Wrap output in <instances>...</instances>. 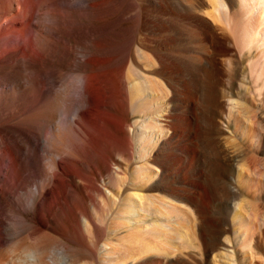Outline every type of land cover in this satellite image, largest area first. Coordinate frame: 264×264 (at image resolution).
Listing matches in <instances>:
<instances>
[{
	"label": "bare ground",
	"instance_id": "1",
	"mask_svg": "<svg viewBox=\"0 0 264 264\" xmlns=\"http://www.w3.org/2000/svg\"><path fill=\"white\" fill-rule=\"evenodd\" d=\"M117 2L0 0V264H212L230 252L226 212L205 216L217 197L183 176L199 133L217 161L223 132L264 148V0ZM258 180L232 238L252 240L264 264Z\"/></svg>",
	"mask_w": 264,
	"mask_h": 264
},
{
	"label": "rangeland",
	"instance_id": "2",
	"mask_svg": "<svg viewBox=\"0 0 264 264\" xmlns=\"http://www.w3.org/2000/svg\"><path fill=\"white\" fill-rule=\"evenodd\" d=\"M117 1L118 0H116V2ZM120 1L121 0H119V2ZM122 1H124V0H122ZM119 2H117V3H119ZM131 2H132V0H131ZM132 11H134V10H132ZM16 13H17V10H15V13L12 12L13 15H15ZM136 17H139V16L136 15ZM136 17L134 16V18L132 19L133 23L139 22V21H137L138 19ZM135 20H136V22H135ZM143 28L144 27H140V28L137 27V30H135V32H136V34L138 36H141L143 34V32H145V30H143ZM181 131H183L185 134L182 133ZM186 132H187L186 130H180V135H182L180 138L182 139V137H183L182 140L184 142L192 141V139H190L191 138L190 133H186ZM187 134H188L189 137H187ZM201 135H202L201 133L197 134L196 137L198 138L197 139L198 142H197V140L194 141L195 144H196L195 148H196L197 152L200 151L199 154H198L200 160L198 158V160H197L198 162L194 161L195 163L194 162L191 163L192 169L193 168L195 169V170L194 169L192 170L194 172V173L192 172V174L194 176L193 175H191L192 177L188 176V177H191V178H188L187 176L186 177L183 176L184 180L186 179V181H188L189 179L191 180L192 178L194 180L195 179H197V180L199 179L198 181H201V182L205 183L206 185L208 184L207 187H208V189L210 188L209 191L217 197V200L215 198L212 201H210L211 203L209 202V204H208V206H209L208 207V212L205 215L206 218L208 216L207 219L210 222L212 221L211 224L214 223L217 220H220V217H222L223 215H226V214H227V217L230 219L229 223L231 224L230 230H229L230 232L228 231L229 232L228 235H227V232L225 233L227 235V237H229L228 239L230 240V242H228V244L226 245V246H228L227 248L230 251V252H228V254L229 253L230 254L229 255L227 254V256H225L227 258L223 257V259H222V257L219 258L217 255L215 256V259H214V256L212 255V259H211V254H209L210 256L208 258L210 259V261L211 260L213 261L212 264H257V262L255 261L256 259L254 260V256H249L248 255L251 252H252L251 254H254V244L252 243L253 241L250 240L247 243H244L242 238H241V239H239V240H237L235 242V240H233V238H232V235L234 234V233L232 234V232H233V228H235V227L238 228L240 226L239 223L242 222V220L245 218L244 215L246 216V214H247V212L249 210L248 209L249 208L248 205L246 206V204H247L246 202H248V203L249 202H253L254 203V198H253V196L250 195V192L251 193L253 192L254 183H255V181L257 182V180H258L257 177L260 178L258 181H260V182L264 181V148L262 147V148H257L256 149V147H251V149H250L248 147L249 148L248 150L246 148L245 149L243 148L244 150H242V148L240 147L241 151H242L241 152L240 150H238L240 148L237 147V141H238L237 135L233 134L231 132H223V133L219 134V136H220L219 137V139H220L219 157H220L221 160L217 161L214 158V156H213L214 153H213V155L211 154L213 151L207 145L206 141H203V143H205L206 145L203 144L200 141V138L202 137ZM204 136L206 137L207 135L203 134L204 140L205 139L207 140V137L205 138ZM184 137H186L188 140L185 141L186 138H184ZM180 138H174L173 140H171V144L173 143L172 146H174V143L182 144V143H180V141L182 142V140ZM203 138H201V140H203ZM171 144H170V150H172L174 148V150H172V152L174 151L173 153L176 154V151H177V154L179 153L178 155H180L182 158H184V155L179 152V149H180L181 145L180 146L176 145V146H174L172 148ZM175 147H176L177 150L175 149ZM237 152H240V153L238 154ZM227 153H228V155H227ZM226 156L232 158L230 165L226 161L222 160L223 157L226 158ZM235 157L237 158V160H236ZM239 157H242V160ZM233 159H235V160H233ZM182 164H179L180 166L177 164L178 166L175 165V167L173 166V168H176V171L178 170L180 172V170L177 169V168H180L182 166ZM238 164H239V166H238ZM254 171H256V172H254ZM178 174L175 173L174 179L180 180V177H181L180 175L178 177H176ZM249 175H251V176L249 177ZM183 177H181V179H183ZM251 177L254 180V183H252L253 181H252ZM57 179H59V176H57V178L55 177V181L53 182L52 186H50L49 189L46 190V192H45L46 196H49L53 192L54 187L57 184L56 181H58ZM248 179H249V181L251 180L250 182L252 183L253 186L251 185V183H248L249 182ZM246 180H247V182H246ZM216 181L217 182L219 181L220 183L219 182L216 183ZM225 182L228 183L229 184L228 186H231V187L226 186L227 184H224ZM244 184H247L246 186H248V187H246ZM212 186H214V187H212ZM232 186L236 188L235 190H237V192L240 193L239 194L240 196H243V197L245 196L246 200L242 197L243 200L245 201V202L243 201L244 203L242 202L243 205L245 206V207L243 206L244 209L243 208L242 209L241 208L240 209L237 208V200L239 199L238 197H236L233 200H231L230 197L227 195L226 190L229 189V188H233ZM249 186L251 187V189H250ZM218 188H220V189H218ZM241 189H243L244 192L247 189H249V193H248V190L246 191L248 193L247 194L246 192L244 193ZM219 197H221V198L218 200ZM236 211L237 212L240 211L243 215L239 214V213H238L239 217L234 215V213L237 214ZM185 212L187 213V215H185V216L188 217L187 219L189 220V222L191 220L190 225H192L191 227H192V229H194L193 225H194L195 220L194 219H189V218H194V217H192L193 215L191 213H189L188 211H183V213H185ZM224 212H226V214H224ZM231 218H232V220H231ZM209 230H211V226L208 227L207 231L209 232ZM187 235H190L187 238V241L189 240V244L191 243L190 244V249H192V250L195 249L194 251H196V252L198 251L199 252V249L201 247V243H200V240L198 239V237L196 235L193 236L190 233L188 234V231H187ZM245 248H247L248 250L245 249ZM246 253H247V255H246ZM244 255H245V257L247 256V258H245ZM228 256H230V257H228ZM216 257L219 260L216 259ZM222 260H224V261L222 262Z\"/></svg>",
	"mask_w": 264,
	"mask_h": 264
}]
</instances>
